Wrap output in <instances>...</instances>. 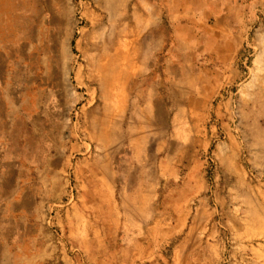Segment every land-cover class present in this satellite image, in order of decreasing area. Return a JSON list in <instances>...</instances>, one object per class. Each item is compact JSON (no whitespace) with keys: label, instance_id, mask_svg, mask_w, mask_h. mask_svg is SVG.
<instances>
[{"label":"rangeland","instance_id":"1","mask_svg":"<svg viewBox=\"0 0 264 264\" xmlns=\"http://www.w3.org/2000/svg\"><path fill=\"white\" fill-rule=\"evenodd\" d=\"M10 1L32 144L63 154L37 264H264V0Z\"/></svg>","mask_w":264,"mask_h":264},{"label":"crops","instance_id":"2","mask_svg":"<svg viewBox=\"0 0 264 264\" xmlns=\"http://www.w3.org/2000/svg\"><path fill=\"white\" fill-rule=\"evenodd\" d=\"M10 2L12 1L0 0V264H37L40 261L47 262L49 258L42 256L50 252L46 243V247L43 243L40 245L41 238L34 233L38 228L32 230L37 225L44 195L37 190L45 188L39 176L43 171L48 172L49 177L61 174L63 154L57 152L56 148L49 147L43 133L32 144V136L35 134H32L31 125H47L50 118H45L46 109L42 110L44 117L36 118L38 104H32L31 96L26 99L23 83L20 84L21 89L18 87L17 90L19 83L11 79L14 78V71L8 68L7 63L8 53L13 45L10 24L16 10ZM22 12L25 10L22 9ZM33 87L35 82L29 85L30 89ZM16 102L20 105L17 112L14 110ZM54 108L57 109L56 106ZM60 109L56 112V126L62 124ZM20 125L22 135L16 138L13 130ZM32 174H38V178L32 177ZM55 184L56 188H62L60 180ZM52 221L55 225L62 226L63 218L58 215L49 216L48 225ZM63 259L66 264H73L69 261V256L67 258L65 255Z\"/></svg>","mask_w":264,"mask_h":264}]
</instances>
